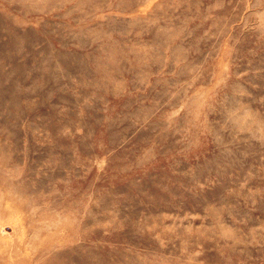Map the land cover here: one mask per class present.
Returning <instances> with one entry per match:
<instances>
[{"label":"rangeland","instance_id":"obj_1","mask_svg":"<svg viewBox=\"0 0 264 264\" xmlns=\"http://www.w3.org/2000/svg\"><path fill=\"white\" fill-rule=\"evenodd\" d=\"M0 264H264V0H0Z\"/></svg>","mask_w":264,"mask_h":264}]
</instances>
